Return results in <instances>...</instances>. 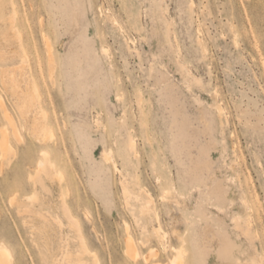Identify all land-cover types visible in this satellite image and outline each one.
<instances>
[{"label":"rangeland","instance_id":"obj_1","mask_svg":"<svg viewBox=\"0 0 264 264\" xmlns=\"http://www.w3.org/2000/svg\"><path fill=\"white\" fill-rule=\"evenodd\" d=\"M24 53L39 92L26 118L8 81ZM0 99L22 136L0 151L13 264H167L165 246L184 264H264V0H0ZM42 149L60 180L40 181Z\"/></svg>","mask_w":264,"mask_h":264},{"label":"bare ground","instance_id":"obj_2","mask_svg":"<svg viewBox=\"0 0 264 264\" xmlns=\"http://www.w3.org/2000/svg\"><path fill=\"white\" fill-rule=\"evenodd\" d=\"M111 19H112L111 22H114L113 18H111ZM114 25H116V24L113 23V26ZM236 44H237V41H236ZM103 52L107 53L106 49H103ZM25 61H27V56L24 53L22 55L21 65L15 69L11 70V74L8 75V79H9L8 81H9L10 86H11V93L16 95L18 97V99L20 100V107H19L20 114L22 117L26 118V110L31 109L34 106V104L37 101V98L39 97V92H38L37 86L35 84V80H33L30 77H26V74H25V71L23 68V63ZM47 65H48L49 70H51L53 68L51 56H50V49H48ZM22 83H26V86H25L26 88H24V89L22 88ZM217 107H218V105H217ZM0 108L3 111V115H4V117L7 121V125H8V128H5L2 131H0V151L2 153H5L6 151H9L11 149L10 136H12L14 139H16L18 141L22 139V136H21L19 127L15 123L11 113L6 109L4 103L1 99H0ZM219 112H221V110ZM32 132L35 133V135L37 136V139L42 143H45L47 140H53L55 137L53 129L48 125V123L46 121V114L41 109L39 110V112H36V114L32 118ZM127 146H128V149L130 151H132L133 153H135V155H137L136 143H135V140L132 137V135L128 137ZM105 159L107 161H112L111 151H109L108 153H105ZM113 162H114V160H113ZM112 165H113V163H112ZM115 170H117L116 167H115ZM36 174L39 176L40 181H42L44 179H48L51 181L54 178H58L60 180L62 177V173L60 171H58L55 161L51 158L50 153L46 149H42L40 151V156H39L38 160L36 161ZM124 193H127V189L125 187H124ZM146 197H147L146 200L142 204V208H141L142 212L143 211L146 212L153 205V200L151 199V196L148 194V196H146ZM34 198H35V196H30L28 199L33 200ZM62 209H63V207H62ZM66 209L64 211H66ZM158 216H159L158 213H155V218H158ZM67 217H69V220L72 223L71 225L72 226L74 225L77 228V230L80 231V225H79L78 221L75 220L76 218L74 219L71 212L70 213L68 212ZM157 228H158V226H157ZM247 229H249V227ZM125 231H126L125 243L127 246V253L132 259L137 260L138 259L137 257L138 256L140 257L139 251L137 249V245H136L135 240L133 239V237L131 236V234L129 232L128 225H125ZM160 232H162V231H160ZM79 233L80 232H78L77 234H79ZM80 236H82V235H80ZM159 236H160L159 238H162L161 240L164 239V235H159ZM167 236H168V234H167ZM80 239H81V242L79 241L80 242L79 247H80L81 252L82 253H90L86 242L82 238H80ZM161 240H159V241H161ZM162 242L163 241H161V243ZM166 244H167V242H166ZM165 249H169L171 252V256L168 259L167 264H184L182 248H173L172 246H165ZM157 254H158V252H156V251H150L148 253V255H146V256L144 255L145 263L150 261L149 258L151 256H156ZM158 255H157V257H158ZM65 256H67L68 259L70 258L69 262L71 264H84L82 258L77 257V259H75L73 261V259H71V254L66 253ZM155 263L149 262V264H155ZM0 264H13V255H12L10 249L7 246H5L3 243H0ZM57 264H61V263H57ZM93 264H98L97 259H94ZM156 264H161V262L156 263ZM259 264H263V263H259Z\"/></svg>","mask_w":264,"mask_h":264}]
</instances>
